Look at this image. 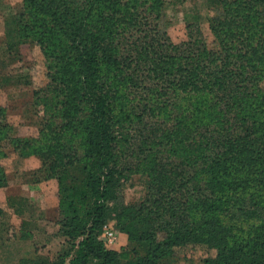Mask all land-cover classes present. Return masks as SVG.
Wrapping results in <instances>:
<instances>
[{
	"label": "trees",
	"instance_id": "trees-1",
	"mask_svg": "<svg viewBox=\"0 0 264 264\" xmlns=\"http://www.w3.org/2000/svg\"><path fill=\"white\" fill-rule=\"evenodd\" d=\"M163 4L30 0L21 15L41 30L59 122L38 147L6 139L40 157L36 183L58 181L69 248L53 264H160L189 245L205 264H264V0H217L215 49L161 32ZM130 172H146L147 199L109 205ZM112 212L129 249L99 240Z\"/></svg>",
	"mask_w": 264,
	"mask_h": 264
},
{
	"label": "rangeland",
	"instance_id": "rangeland-1",
	"mask_svg": "<svg viewBox=\"0 0 264 264\" xmlns=\"http://www.w3.org/2000/svg\"><path fill=\"white\" fill-rule=\"evenodd\" d=\"M30 0H0V264H23L43 257L55 263L68 250L59 223V186L56 179L41 178L42 161L33 149H16L15 139L36 140L46 119L59 122L56 99L43 56L38 30H25L30 16L22 19ZM221 8V7H220ZM217 0H164L158 28L180 44L199 31L209 49L217 40L211 31V18L222 15ZM48 102L47 110L41 109ZM6 137H11L6 139ZM149 194L146 172H130L109 205L139 206ZM115 233L113 243H105V230ZM99 240L109 250L129 249L128 235L120 230L117 213L112 212ZM79 241V240H78ZM209 250L189 245L175 249L174 256L160 264H205ZM30 264V263H26Z\"/></svg>",
	"mask_w": 264,
	"mask_h": 264
},
{
	"label": "built area",
	"instance_id": "built-area-1",
	"mask_svg": "<svg viewBox=\"0 0 264 264\" xmlns=\"http://www.w3.org/2000/svg\"><path fill=\"white\" fill-rule=\"evenodd\" d=\"M104 237L106 238L105 243H113L115 241V233L112 230H105Z\"/></svg>",
	"mask_w": 264,
	"mask_h": 264
}]
</instances>
